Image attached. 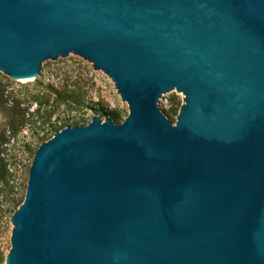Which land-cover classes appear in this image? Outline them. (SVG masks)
<instances>
[{"label":"water","instance_id":"obj_1","mask_svg":"<svg viewBox=\"0 0 264 264\" xmlns=\"http://www.w3.org/2000/svg\"><path fill=\"white\" fill-rule=\"evenodd\" d=\"M74 57L128 114L38 146L6 264H264V0H0V74Z\"/></svg>","mask_w":264,"mask_h":264},{"label":"rangeland","instance_id":"obj_2","mask_svg":"<svg viewBox=\"0 0 264 264\" xmlns=\"http://www.w3.org/2000/svg\"><path fill=\"white\" fill-rule=\"evenodd\" d=\"M39 82L18 84L0 74V264L11 250V216L22 203L32 157L38 146L65 126L85 125L98 110L113 113L117 123L128 114L111 79L99 74L83 57L49 62ZM183 93L171 89L161 96L175 123Z\"/></svg>","mask_w":264,"mask_h":264},{"label":"trees","instance_id":"obj_3","mask_svg":"<svg viewBox=\"0 0 264 264\" xmlns=\"http://www.w3.org/2000/svg\"><path fill=\"white\" fill-rule=\"evenodd\" d=\"M172 115H173V111H172V110L167 111V112L165 113V116H166L168 119L172 118Z\"/></svg>","mask_w":264,"mask_h":264}]
</instances>
